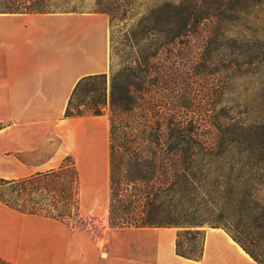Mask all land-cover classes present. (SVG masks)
Returning a JSON list of instances; mask_svg holds the SVG:
<instances>
[{"label":"trees","instance_id":"trees-1","mask_svg":"<svg viewBox=\"0 0 264 264\" xmlns=\"http://www.w3.org/2000/svg\"><path fill=\"white\" fill-rule=\"evenodd\" d=\"M61 1L0 0V12H50L43 8ZM254 9L250 0L168 3L125 32L127 57L120 69L111 71L109 82L107 74H96L75 84L65 117L102 115L108 107L110 226L175 227L176 253L199 259L204 231L182 216L193 192L202 188L227 200L240 193V168L264 166V114L257 126L212 122L211 129L199 130L176 76L182 44L194 52L187 68H199L204 60L209 68L264 64V37L251 34L257 24L248 18ZM148 35L153 37L149 42ZM260 83L264 107V73ZM69 161L66 157L58 168L24 178L0 179L13 194L0 201L22 213L65 222L79 194V174ZM257 192L251 187L243 197L251 210L260 211L261 221L238 219L233 232L209 227L224 229L264 264V254L258 252L264 246V198ZM0 264L10 263L0 258Z\"/></svg>","mask_w":264,"mask_h":264},{"label":"crops","instance_id":"crops-1","mask_svg":"<svg viewBox=\"0 0 264 264\" xmlns=\"http://www.w3.org/2000/svg\"><path fill=\"white\" fill-rule=\"evenodd\" d=\"M108 71L105 13L0 12V179L56 169L72 157L83 215L100 219L73 227L0 201V258L10 264H258L221 227L203 229L202 255L190 259L176 253L175 227L108 224V117L64 116L77 81Z\"/></svg>","mask_w":264,"mask_h":264},{"label":"rangeland","instance_id":"rangeland-1","mask_svg":"<svg viewBox=\"0 0 264 264\" xmlns=\"http://www.w3.org/2000/svg\"><path fill=\"white\" fill-rule=\"evenodd\" d=\"M188 1L66 0V3H64L62 0L57 4L50 3L43 10L95 11L103 12L108 16L110 70L107 73V78L109 82L111 71L120 69L127 57L124 34L131 25L151 11L166 7L168 3L179 4ZM250 5L255 9L248 18L257 24L256 29L253 27L254 31L251 34L264 37V0H250ZM152 38L151 35H148L147 42ZM180 48L178 53L180 68H176L177 82L179 83L178 86L181 87L183 98L190 104V114L197 121L196 127L199 130L207 131L212 128V122L228 124V127H239L240 124L257 126L264 114V107L260 102V82L264 73V64L260 63L256 68H209L208 61L204 60L203 66L199 68H192L191 66L187 68L189 64L186 62L194 57V52L183 44L180 45ZM227 62L225 59L223 64ZM106 113L108 114L107 106L105 108ZM69 160L76 167L73 158L69 157ZM239 172H241V178L238 180L240 188L238 195L226 200L209 190L197 188L192 194L193 199L184 206L182 213L184 220L199 224L200 227L196 229L200 231L209 226L220 225L231 229L232 232L238 219H241L242 223H247L254 217H258V220L261 221L263 218L260 211L251 210L245 203V197L243 196L252 187L259 189V192L256 193L258 198H264V166L261 164L257 167L252 166V168L251 166H244L240 168ZM254 191L256 192V190H253L251 193H255ZM11 195L13 194L9 186L0 183V198H8ZM108 196L110 198L109 192ZM77 202L71 216L65 221L67 224L77 227L97 224V221H100L98 217L97 219L84 217L79 194ZM200 237V235L195 236V240L199 242ZM258 252L264 254L263 245L258 247Z\"/></svg>","mask_w":264,"mask_h":264},{"label":"bare ground","instance_id":"bare-ground-1","mask_svg":"<svg viewBox=\"0 0 264 264\" xmlns=\"http://www.w3.org/2000/svg\"><path fill=\"white\" fill-rule=\"evenodd\" d=\"M104 256V255H103Z\"/></svg>","mask_w":264,"mask_h":264}]
</instances>
